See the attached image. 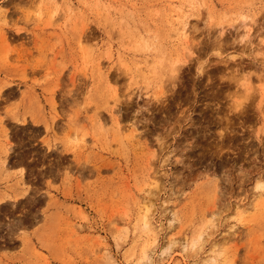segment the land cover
I'll list each match as a JSON object with an SVG mask.
<instances>
[{
  "label": "rangeland",
  "instance_id": "374dc122",
  "mask_svg": "<svg viewBox=\"0 0 264 264\" xmlns=\"http://www.w3.org/2000/svg\"><path fill=\"white\" fill-rule=\"evenodd\" d=\"M262 61L264 0H0V264H264Z\"/></svg>",
  "mask_w": 264,
  "mask_h": 264
},
{
  "label": "bare ground",
  "instance_id": "6f19581e",
  "mask_svg": "<svg viewBox=\"0 0 264 264\" xmlns=\"http://www.w3.org/2000/svg\"><path fill=\"white\" fill-rule=\"evenodd\" d=\"M250 29H248V31H249ZM183 34L185 35V36H187L189 33H188V28L187 27H185V28H183ZM184 36V37H185ZM188 37V36H187ZM189 40L188 39H185V42H188ZM249 43H250V41H249ZM192 48V47H191ZM153 54V53H152ZM153 57V56H152ZM189 57V56H188ZM149 59V58H148ZM154 59V58H153ZM188 59V58H187ZM262 62H264V61H262ZM148 63V62H147ZM154 63H155V60H154ZM125 68H123V71L124 72H126V74H128V75H130L131 74V66L128 64V63H124L123 62V64H122ZM146 68V67H145ZM262 69V68H261ZM147 71V70H146ZM148 73V72H147ZM163 83V82H162ZM263 87V86H262ZM251 88H253V87H251ZM257 90V89H256ZM260 103H264V88L260 91ZM121 112H122V110L120 109V113H119V111H118V113L120 114L119 115V117L117 116V115H115V114H111V119H112V121H113V123H115L116 124V126H118L119 125V122H120V118L122 117V115H121ZM6 156H7V154H6ZM6 162H7V159H4V161H3V164L4 165H6ZM8 165V164H7ZM2 170V169H1ZM260 189L261 188H263V184H260L259 186H258ZM149 215H148V213H146L145 215H144V223H145V225L151 230L152 229V222L150 221V218L148 217ZM173 246V242L172 241H170V244L167 246V248H165V249H163V251H162V255H164L165 253H166V251L170 248L171 249V247ZM164 258V257H163ZM146 260V259H145ZM145 263H147V262H145ZM141 264H142V262H141ZM144 264V263H143Z\"/></svg>",
  "mask_w": 264,
  "mask_h": 264
},
{
  "label": "crops",
  "instance_id": "0c3cea01",
  "mask_svg": "<svg viewBox=\"0 0 264 264\" xmlns=\"http://www.w3.org/2000/svg\"><path fill=\"white\" fill-rule=\"evenodd\" d=\"M52 153H54V151H52ZM51 175L49 177H52L53 180H58L57 184L61 183V169H59L57 166L55 167V169H51L50 171Z\"/></svg>",
  "mask_w": 264,
  "mask_h": 264
}]
</instances>
